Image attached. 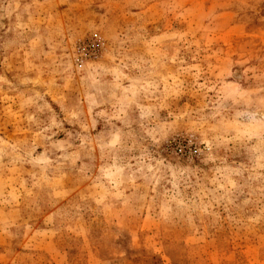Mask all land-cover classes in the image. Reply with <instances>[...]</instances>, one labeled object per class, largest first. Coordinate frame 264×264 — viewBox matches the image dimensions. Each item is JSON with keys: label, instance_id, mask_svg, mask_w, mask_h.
Listing matches in <instances>:
<instances>
[{"label": "rangeland", "instance_id": "1", "mask_svg": "<svg viewBox=\"0 0 264 264\" xmlns=\"http://www.w3.org/2000/svg\"><path fill=\"white\" fill-rule=\"evenodd\" d=\"M0 264H264V0H0Z\"/></svg>", "mask_w": 264, "mask_h": 264}]
</instances>
